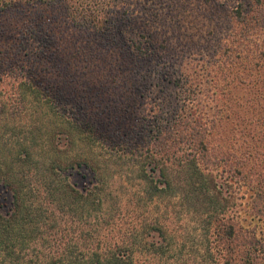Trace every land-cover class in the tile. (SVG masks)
Returning a JSON list of instances; mask_svg holds the SVG:
<instances>
[{
	"label": "rangeland",
	"instance_id": "rangeland-1",
	"mask_svg": "<svg viewBox=\"0 0 264 264\" xmlns=\"http://www.w3.org/2000/svg\"><path fill=\"white\" fill-rule=\"evenodd\" d=\"M11 1L0 0V164L29 149L38 157L58 152L63 161L99 159L100 186L92 189L104 207L90 205L84 213L73 214L75 223L69 224L66 238L71 245H77L79 222H86L87 235L95 237V229L101 230L109 246L118 243L134 250L137 264H206L205 224L179 199L166 195L153 202L133 171L137 157L129 153L134 149L122 153L112 140L131 138L136 144L145 131H157L159 121L170 123L176 110L185 108L176 86L182 60L192 54L203 59L211 67L215 92L214 106L206 112L211 117L208 145L213 157L235 165L227 180H220L230 201L226 221L248 226L252 193L264 184V62L259 55L264 29L257 23L244 36L232 18L242 0H123L108 11L110 18L121 21L105 30L77 26L61 4ZM146 35L150 37L144 42ZM141 42L151 52L139 62L128 52ZM225 47L235 50L225 54ZM32 82L71 103L69 119L90 120L104 145L91 133L78 136L63 122L68 120L62 112L52 116L49 107L43 109L22 94L35 88ZM236 167L246 179L237 182ZM63 175L79 190L93 187L90 169ZM3 196L0 205L9 204L10 194ZM49 199L45 194L41 206ZM153 222L163 230L146 226ZM221 246L214 242V253ZM156 247L164 253L160 257L148 252Z\"/></svg>",
	"mask_w": 264,
	"mask_h": 264
},
{
	"label": "trees",
	"instance_id": "trees-1",
	"mask_svg": "<svg viewBox=\"0 0 264 264\" xmlns=\"http://www.w3.org/2000/svg\"><path fill=\"white\" fill-rule=\"evenodd\" d=\"M13 1L17 0H12L11 3ZM26 1L29 4L64 5L68 18L77 26L90 30L116 27L121 19L113 16L111 19L108 11L124 4L123 0ZM253 5L257 6L256 9ZM232 18L242 26L244 36L248 37L257 23L264 29V0H254L252 4L242 0L233 10ZM148 37L150 36L144 37V42ZM131 47L128 54L139 62L150 55L151 51L142 42L133 43ZM232 50L225 47L224 53L228 54ZM259 55L264 62V51ZM180 67L176 86L181 91L185 108L176 110L174 119L167 125L164 126L159 121L157 131H145L142 142L133 144L131 138L112 141L121 148L122 153L131 148L135 150L129 153L137 157L133 163V171L144 183L148 197L153 202L166 195L179 199L185 207L188 204V213L196 214L201 224H205L201 231H204L202 236L206 264H264V184L252 193L248 207L249 225L239 223L238 228L234 223L229 224L226 215L230 201L224 191L227 187L221 181L227 180L229 170H235V165H231L230 160L225 158L213 157L208 145V119L211 117L206 112L208 106H214L215 94L210 78L211 67L203 59H196L193 54L182 60ZM31 85L35 88H25L21 93L32 97L41 108L49 107L52 116L62 112L68 120L63 118V122L72 126L78 136L88 138V133H91L95 142L104 145L102 138L97 135L95 124H91L90 120L73 122L69 119L71 103L61 101L62 96L48 93L35 82ZM50 133L47 132L48 137L51 136ZM165 157L171 162V167L163 159ZM86 158L89 159L63 161L58 152L57 155L38 157L29 149L11 157L10 162L5 159L6 162L0 164V198L5 197L3 194H10L11 197L9 204L0 205V209L8 207L5 213L0 212V264H137L134 250H124L118 243L109 246L101 238V230L95 229V237H91L92 233L87 235L86 222L78 224L81 228L78 229V238L74 240L77 245H71L72 241L66 239L70 235L69 224L75 221L73 214L84 213L90 205L102 209L105 203L102 198L95 197L96 194L98 197V191L95 194L92 189L96 185L100 186L98 165L101 162L90 156ZM220 164H224V167L219 173ZM81 169H90L93 173L91 189L79 190L63 175L65 172ZM215 170H218L216 176ZM170 171L175 174L174 177H171ZM238 171L234 172L237 182L246 179L242 171ZM240 188L237 187L239 190ZM45 194L50 199L48 205L43 207L41 203ZM146 226L163 230L154 222ZM211 236H215L214 241ZM214 242L222 245L217 254L213 251ZM148 252L157 257L164 254L159 247L155 251L148 249Z\"/></svg>",
	"mask_w": 264,
	"mask_h": 264
}]
</instances>
